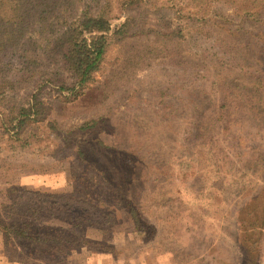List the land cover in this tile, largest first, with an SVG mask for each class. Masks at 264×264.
<instances>
[{"label": "rangeland", "instance_id": "rangeland-1", "mask_svg": "<svg viewBox=\"0 0 264 264\" xmlns=\"http://www.w3.org/2000/svg\"><path fill=\"white\" fill-rule=\"evenodd\" d=\"M121 1L110 0V26H117L129 15L136 17L140 27L132 30L136 35L111 42L100 68L78 97L69 98L68 93L57 91L56 77L52 83L43 77L58 74L62 81L70 83L71 79L56 63L36 66L33 82L20 80L12 87L1 83L5 94L0 96V221L32 218L25 204L16 207L5 200L4 191L12 185L36 192L74 190L69 171L78 169L75 154L77 149H82L98 169L105 168L108 179L133 190L141 187V179L148 176L146 172L151 173L156 165L167 166L163 167L167 169L165 178H160L158 183L146 181L136 197L144 208V219L156 222L158 228L151 237L143 231L136 232L130 214L125 213L124 231L106 241L114 246L113 251L101 252L76 243L67 255L55 257H46L32 243L4 237L0 231V251L8 261L21 264H264V226L251 234L242 233L239 228L240 216L250 215L252 208L264 205V186H261L264 157H257L264 148V118L260 117L263 112L229 107L228 114L215 123V169L204 172V184L194 182L198 175L193 176L185 166L187 160L182 156L185 148L179 147L175 140L182 136V131L174 132L176 118L164 121L160 108L165 103L161 104L156 94L157 88L166 85L165 78L175 81L180 70L169 60L154 62L151 70L125 62L130 49L138 47L133 42L138 38V30L162 31L170 21L174 25L186 21L188 14L195 19L190 21L191 25H201L204 20L197 18L203 14L204 7L211 10L218 4L226 13L231 10L240 13L243 1L198 0L179 5L176 0H140L138 7L129 10L122 7ZM210 21H214V16ZM210 21L201 26L211 29ZM30 33L25 42L29 46L40 44L35 45L41 52L38 48L42 46L41 36L36 31ZM209 60L201 69L208 84L216 82L224 72ZM7 61L16 80L20 75L18 60L7 57ZM151 76L157 77L158 86L152 83L156 80ZM37 82L38 97L45 107L41 120L26 124L17 134L5 130L7 113L28 101L30 94L37 91L34 89ZM178 91L181 90L174 86L169 89V92ZM180 96L185 97L184 92ZM163 100L174 103L177 109L186 108L188 103L184 100V105L178 98L168 96ZM180 116L177 122L185 120V115ZM90 118L97 119L94 128L83 131L76 128ZM47 120L56 121L59 129L51 130ZM130 142L129 152L136 153L143 161L136 165L134 173L130 170L125 174L119 169L123 168L121 161L128 154ZM23 193L20 201L45 205L34 194ZM160 194L165 197L161 198ZM167 206L176 213L169 220L164 215ZM44 219L45 215H41L39 221ZM83 235L100 238L98 232L90 230ZM245 239L246 242L257 240L253 250L244 248Z\"/></svg>", "mask_w": 264, "mask_h": 264}, {"label": "trees", "instance_id": "trees-1", "mask_svg": "<svg viewBox=\"0 0 264 264\" xmlns=\"http://www.w3.org/2000/svg\"><path fill=\"white\" fill-rule=\"evenodd\" d=\"M187 1L198 0H176V3L181 5ZM223 1L234 3L233 0ZM242 1L244 7L240 13L233 10L226 13L218 4L211 10L204 7L203 14L197 19L204 20L201 25H206L205 22L208 24L214 16V21H210L211 29L191 25L190 21L195 19L188 14L185 17L191 20H180L175 25L170 21L162 31L138 30V38L133 41L138 47L130 49V55L125 58L127 64L133 62L147 70H151L154 62L169 60L180 70L181 74L175 81L165 78L166 85L157 88L156 94L161 104L162 101L165 103L160 108L164 121L170 122L176 118L174 132L179 134L182 131V136L175 140L179 142V147L185 148L182 154L187 160L185 166L193 176L198 175L194 182L204 184V172L215 169V123L228 114L230 106L261 111L263 114L260 117L264 118V0ZM139 4L140 0L121 1L122 7L128 10ZM110 8V0H0V29L6 24L0 30V85L6 83L12 87L20 80L33 82L36 66L48 67L56 63L71 79L70 83L62 81L58 74L51 78L43 77L50 83L56 77L54 85L57 91L68 93L69 98L78 97L93 73L100 68L111 42L136 35L132 30L140 27L136 17L126 15L112 28ZM35 31L43 41L42 46H38L41 52L37 50L40 44L29 46L24 40L27 34L32 35L30 32ZM7 57L18 60L20 67L17 72L20 75L16 80ZM208 60L224 71L215 79L216 82L209 84L205 82V74L201 70ZM151 78L156 80L152 83L158 86L157 77ZM171 86L181 91L169 92ZM185 86L186 91H183ZM34 89L37 91L30 94L25 104L15 106L7 113L5 130L17 134L26 124L41 120L45 107L38 97V82ZM182 92L185 97L180 96ZM4 94L0 86V96ZM166 96L178 98L182 104L184 100L187 101V105L184 104L186 108L177 109L174 103L168 104L163 100ZM179 114L180 117L186 116L184 121L177 122ZM96 124L97 119L90 118L76 128L83 131L94 128ZM47 125L51 130L59 129L54 120H47ZM130 145L131 142L127 147L129 157L125 155L121 161L123 168L119 169L125 174L130 170L134 173L136 165L143 161L137 158L136 153L129 152ZM114 148L119 149L117 145ZM259 151L257 157L261 159L264 148ZM75 159L78 169L69 171L74 190L36 192L12 185L4 191L7 202L16 207L20 206L19 203L25 204L26 212L32 218L17 222L0 221L3 236L32 243L46 257L67 255L76 243L109 253L114 246L107 245L106 241L124 231L123 215L128 213L135 231H143L151 237L158 227L156 222L150 223L144 219V208L136 197L146 181L158 183L160 178H165L167 169L164 168L167 166L156 165L155 170L149 171L151 173L146 172L148 176L141 179V187L133 190L108 179L105 168L98 169L82 149H77ZM261 181L263 187L264 178ZM23 192L41 198L45 205L31 200L20 201ZM160 197L164 198L165 194H160ZM249 213L239 218L242 233L247 231L251 234L264 226V205L252 208ZM41 215H45L43 221H39ZM164 215L169 220L176 213L167 206ZM89 230L98 232L100 238L83 235ZM256 241L249 239L246 242L245 239L243 246L246 250H253Z\"/></svg>", "mask_w": 264, "mask_h": 264}, {"label": "crops", "instance_id": "crops-1", "mask_svg": "<svg viewBox=\"0 0 264 264\" xmlns=\"http://www.w3.org/2000/svg\"><path fill=\"white\" fill-rule=\"evenodd\" d=\"M0 264H21L20 262H16V261H8L4 255L2 254V252L0 251Z\"/></svg>", "mask_w": 264, "mask_h": 264}]
</instances>
